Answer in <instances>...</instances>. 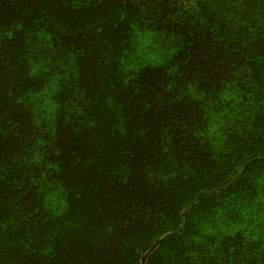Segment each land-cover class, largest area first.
Returning <instances> with one entry per match:
<instances>
[{"label":"trees","instance_id":"1","mask_svg":"<svg viewBox=\"0 0 264 264\" xmlns=\"http://www.w3.org/2000/svg\"><path fill=\"white\" fill-rule=\"evenodd\" d=\"M264 264V0H0V264Z\"/></svg>","mask_w":264,"mask_h":264},{"label":"water","instance_id":"2","mask_svg":"<svg viewBox=\"0 0 264 264\" xmlns=\"http://www.w3.org/2000/svg\"><path fill=\"white\" fill-rule=\"evenodd\" d=\"M144 262H145V257H142L141 264H144Z\"/></svg>","mask_w":264,"mask_h":264}]
</instances>
